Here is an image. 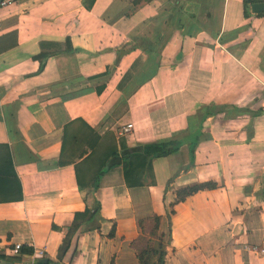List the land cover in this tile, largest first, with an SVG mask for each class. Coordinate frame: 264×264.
<instances>
[{
  "label": "crops",
  "instance_id": "crops-1",
  "mask_svg": "<svg viewBox=\"0 0 264 264\" xmlns=\"http://www.w3.org/2000/svg\"><path fill=\"white\" fill-rule=\"evenodd\" d=\"M133 1L0 8V264L35 249L45 264H137V222L153 216L164 264H264L251 251L264 247V12L250 10L264 0H151L126 15ZM212 107L239 111L204 117ZM170 141L166 157H131L129 184L118 166L78 189L119 146ZM93 199L98 229L81 225L58 258Z\"/></svg>",
  "mask_w": 264,
  "mask_h": 264
},
{
  "label": "trees",
  "instance_id": "trees-1",
  "mask_svg": "<svg viewBox=\"0 0 264 264\" xmlns=\"http://www.w3.org/2000/svg\"><path fill=\"white\" fill-rule=\"evenodd\" d=\"M149 1L151 0H134L131 3V6H132L131 10L126 15H129L139 5L147 3ZM243 3H244L243 7L245 10V7H246L245 4L247 2L244 0ZM143 50H146V49H143ZM121 52L123 51L120 50L118 51L117 54L119 55ZM118 87H119V84H118ZM224 109H228V108L212 107L208 110L207 113L204 114V117L208 115H214L216 113H221ZM228 111L229 112L233 111V113L236 114V111H239V110H236L233 108V110L228 109ZM245 113H247L248 116L251 118H254L260 114V112L258 111L248 112L247 110L245 111ZM201 136H202V133L198 130V131H195L193 134L188 135V137L185 138V143H186V147H187L188 155H189V163L186 166H184V171L185 169H190L191 167H193V153H194L196 145L199 139L201 138ZM179 148H180L179 142H175V141H170L167 143H159V144L157 143L137 144L133 146L132 148H123L119 146L118 151L112 150L110 152L107 160L100 167V169L97 170L90 184H88L87 186H82L76 177L78 189L79 190L85 189V191H87L90 194L94 193L99 188V180L103 176V174L106 171L116 168L118 166H121L122 168L124 167V170H123L124 181L129 184L128 179H127V172L129 171L128 169L129 160L131 159L132 156L147 159L148 162L150 163L152 159L166 157L172 153L177 152ZM149 163L147 164L149 166V171H150ZM214 188H215V184L210 183V182L186 187L184 189L176 191L175 193L176 201L178 202L182 201L185 197L190 196L191 194H194L198 191L210 190ZM98 214H99V204L95 199H93L91 201L90 208L86 209L82 214H75L73 216V220L70 226L66 229V234L62 240V244L60 248L58 249V254H57L58 258H61L66 247L68 246L70 239L72 238L74 233L79 229L81 225H88L90 229H98V221H99ZM149 219L152 224L151 229L149 231V235L152 238L157 240V237L159 238V236H157L159 219L157 216L150 217ZM137 225L139 229H141L142 221L138 220ZM111 235L112 233H110V236ZM164 257H165V244L162 243L161 241H157L156 244L154 245V248L149 249V250L145 249L142 251H137L136 261H137V264H164Z\"/></svg>",
  "mask_w": 264,
  "mask_h": 264
},
{
  "label": "rangeland",
  "instance_id": "rangeland-1",
  "mask_svg": "<svg viewBox=\"0 0 264 264\" xmlns=\"http://www.w3.org/2000/svg\"><path fill=\"white\" fill-rule=\"evenodd\" d=\"M123 50H125V49L123 48ZM103 143L106 145L109 144L108 141H105ZM99 160L101 161V159H99ZM140 220L142 221V228L140 229V234L138 236L137 243H136L137 251H142L145 249L146 250L152 249V248H154V245L156 244L157 241H161L162 243L165 242V236L162 238L157 237V240H156L149 235V231H150L151 226H152L149 218L142 217V218H140Z\"/></svg>",
  "mask_w": 264,
  "mask_h": 264
},
{
  "label": "built area",
  "instance_id": "built-area-1",
  "mask_svg": "<svg viewBox=\"0 0 264 264\" xmlns=\"http://www.w3.org/2000/svg\"><path fill=\"white\" fill-rule=\"evenodd\" d=\"M16 0H0V8L5 7L7 5H10L12 3H14ZM131 125L130 124H126L123 128H122V133H126L130 130ZM20 246L19 245H14L11 252L13 254H17L19 252ZM252 252L256 253V254H260V255H264V247L262 248H255L253 247ZM43 251L40 249H35L32 251L31 256H30V260L28 261V263L26 264H40V261L43 260Z\"/></svg>",
  "mask_w": 264,
  "mask_h": 264
},
{
  "label": "water",
  "instance_id": "water-1",
  "mask_svg": "<svg viewBox=\"0 0 264 264\" xmlns=\"http://www.w3.org/2000/svg\"><path fill=\"white\" fill-rule=\"evenodd\" d=\"M250 10L254 14L262 13V12H264V4L263 3L252 4L250 7ZM40 263L45 264L46 262H45V260H41Z\"/></svg>",
  "mask_w": 264,
  "mask_h": 264
}]
</instances>
